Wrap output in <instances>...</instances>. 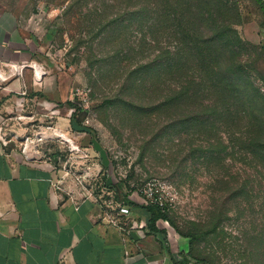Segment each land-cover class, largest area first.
Listing matches in <instances>:
<instances>
[{"label": "rangeland", "instance_id": "obj_1", "mask_svg": "<svg viewBox=\"0 0 264 264\" xmlns=\"http://www.w3.org/2000/svg\"><path fill=\"white\" fill-rule=\"evenodd\" d=\"M220 1L208 4L229 41L217 61L219 71L247 94L236 96L229 129L215 123L203 134L193 127L191 135L180 138L178 133L176 140L168 130L163 139H154L155 133L167 128V120H174V111L160 118L149 114L130 119L116 100L129 99L124 86L130 70L152 60L159 48L180 46L178 21L174 41L160 32L153 42L144 22L131 23L128 0H0V10L21 13L49 30V40H43L49 45L50 59L64 64L77 86L90 89L92 118L84 126L87 132L74 134L68 127L65 135L87 157L71 152L69 143L56 137L65 146L66 158L56 165L61 168L66 162L68 180L77 184L88 171L85 187L102 198H107L106 188H112L111 197L117 202L139 200L147 182H163L174 194L167 213L169 235L182 238L188 252L192 245L197 260L193 264H264V170L260 167L264 162L258 150L244 143V132L254 124L253 138L264 145V125L252 120L258 118L257 104L264 101V14L254 0ZM161 86L162 91L140 94L142 105L154 103L166 85ZM208 98L205 105L211 110L214 98ZM108 99L115 104L105 103ZM182 114L177 104L176 119ZM177 126L179 132V122ZM47 134L58 136L50 130ZM53 140L42 150L52 153ZM194 149L203 153L192 155Z\"/></svg>", "mask_w": 264, "mask_h": 264}, {"label": "crops", "instance_id": "obj_2", "mask_svg": "<svg viewBox=\"0 0 264 264\" xmlns=\"http://www.w3.org/2000/svg\"><path fill=\"white\" fill-rule=\"evenodd\" d=\"M48 31L33 18L0 10V69L7 74L10 66L25 65L5 79L0 72V128L11 139L6 147L0 144V211L6 212L0 219V264H184V240L156 224L150 232L139 200L120 215L122 202L112 199L113 189L103 192L107 198L94 190L96 200L83 198L68 178L63 184L71 185L70 193L53 187L58 175L47 164L63 160L65 146L55 132L66 135L71 128L67 102L77 84L64 64L50 59ZM39 131L54 139L52 153L27 161L20 141Z\"/></svg>", "mask_w": 264, "mask_h": 264}, {"label": "trees", "instance_id": "obj_3", "mask_svg": "<svg viewBox=\"0 0 264 264\" xmlns=\"http://www.w3.org/2000/svg\"><path fill=\"white\" fill-rule=\"evenodd\" d=\"M128 1L131 23L144 22L143 25L147 26L148 34L154 38L153 42H157L156 36L160 32L171 36L174 41L177 37V32L174 31L176 21L180 25L181 42L180 46L173 45L171 50L159 48L152 60L130 70L124 86V90L129 91V99L128 101L116 100V103L123 104L128 111V117L136 120L149 114L160 118L165 112L174 111V120H167V128L155 133V140L163 139L166 130L174 134V140H176L178 137L191 135L193 127L203 134L215 123H220L229 129L228 121L234 113L232 107L236 96L242 93L247 94V91L238 90L230 76H224L219 71L217 61L228 49L229 41L225 38L224 29L217 25L213 14L209 12L210 0ZM254 1L260 5L264 14V5L260 0ZM218 2L221 4L220 0ZM176 8L180 10L175 12ZM161 85H166L164 89L168 88V90L164 93L163 89V93L154 103L142 105L141 99L139 100L140 94H154L155 91H162L163 86ZM210 96L214 100L211 104L212 109L208 110L205 104ZM260 102L261 105L257 104L256 107L258 118L253 117L252 120L264 125V101ZM67 103L72 106L69 101ZM105 103L111 106L115 104L112 99L106 100ZM177 104L183 109L180 120H177L175 116ZM84 116L85 114L77 108V112L70 117L71 130L87 132L82 124ZM178 122L180 123L179 132H177ZM248 129L244 132L246 148L258 150L264 162V145L259 144L253 138L256 131L254 124ZM197 151L203 153L202 150L194 149L191 151L192 155ZM260 167L264 170L261 165ZM121 201L127 205H135L133 201ZM143 207L149 214L150 232L156 231L155 224L158 220L168 221V211H161L153 205ZM182 235L197 239L196 235L185 233ZM189 249V254L183 255L184 264H190L189 259L197 261L193 258L191 244Z\"/></svg>", "mask_w": 264, "mask_h": 264}, {"label": "built area", "instance_id": "obj_4", "mask_svg": "<svg viewBox=\"0 0 264 264\" xmlns=\"http://www.w3.org/2000/svg\"><path fill=\"white\" fill-rule=\"evenodd\" d=\"M24 67L25 65H22V66L12 65L9 68L13 70L17 68V70H19L21 73ZM0 72H2L1 69H0ZM44 74H45V71L42 72L41 76ZM1 80L3 79L0 78V81ZM263 91H264V88H263ZM90 95H91V92L89 88H82L79 86H74L72 90V94H71V99H70V103L72 104V106H69L67 117L70 118L73 114H75L78 108L82 113L85 114L82 120L83 126L88 125L92 118V113H91V108H90V103H91ZM51 114H54L53 110L51 111ZM74 134H77V132L74 131ZM57 137L60 138L61 141H63L64 143L65 142L69 143L63 137V134L58 133ZM74 138L76 139V137ZM49 139L50 137H47V135H45L44 132H40V131L36 133V137L34 139L29 138V137H24L20 141L21 142L20 151L27 161L37 162L40 159L46 157L45 153H47L48 150L47 151L42 150V146L45 143H47ZM70 140L73 142V146L69 143L70 145L69 150L71 152L81 153L82 154L81 157L86 158L87 155H85L82 152L80 146L76 145L72 139ZM10 141L11 139L6 134L2 133L1 128H0V144L2 145V147H6L10 143ZM57 163L58 161L52 164H47L48 167L51 169V171L55 172L56 175H58L57 181L54 182L53 187L56 190H60L61 192L70 193L68 190V187L67 188L63 187V183H64L63 181L70 175L69 171L66 170V162L61 166V168H58V165H56ZM87 172L80 175V178L77 180V185L79 188H81V193H82L83 198H93L97 200L98 197L93 194L92 188L85 187V183H86L85 179L88 176H90V173H87ZM139 203L145 207L153 205V206L158 207L161 211H169V209L172 208L174 204V194L170 191V188L165 183L157 181V180H151L144 185L143 190L141 192V197L139 198ZM117 210L120 215L129 214L128 205L125 203H119L117 206ZM4 213L6 212L0 211V219L2 218ZM156 226H158L161 229H165V231L169 235L168 221L158 220L156 222ZM139 228H145V225L141 224L139 225ZM187 253H188V249L185 252V255ZM189 263L193 264L194 260L189 259Z\"/></svg>", "mask_w": 264, "mask_h": 264}, {"label": "bare ground", "instance_id": "obj_5", "mask_svg": "<svg viewBox=\"0 0 264 264\" xmlns=\"http://www.w3.org/2000/svg\"><path fill=\"white\" fill-rule=\"evenodd\" d=\"M40 67V66H39ZM41 70H43L42 68H41ZM15 73V70H9L8 71V73H7V76H11V75H13ZM18 73H20V71H18ZM4 77H3V79H5V77H6V74L4 73V74H2ZM13 76H15V75H13ZM18 76V75H17ZM2 79V78H1ZM63 137L65 138V135H63ZM72 146H73V142L70 140V139H68V138H65Z\"/></svg>", "mask_w": 264, "mask_h": 264}]
</instances>
